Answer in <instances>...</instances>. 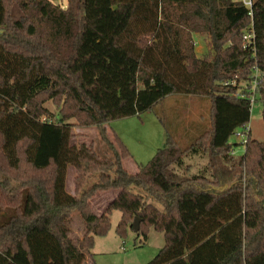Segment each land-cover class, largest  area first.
<instances>
[{
  "label": "trees",
  "instance_id": "obj_1",
  "mask_svg": "<svg viewBox=\"0 0 264 264\" xmlns=\"http://www.w3.org/2000/svg\"><path fill=\"white\" fill-rule=\"evenodd\" d=\"M256 57L242 49L248 10L231 0H0V264H87L94 238H123L140 220L162 233L147 264H264V140L248 137L230 155L250 105L224 86L264 72V0H254ZM207 41L198 56L192 36ZM173 95L208 102V127L181 149L167 136L130 174L131 157L108 134L112 121L139 116ZM52 101L55 112L44 108ZM257 102L262 105L264 85ZM75 125L95 128L100 156ZM206 160L192 173L185 159ZM74 191H66L67 168ZM116 196L100 214L89 201ZM78 213L83 230L68 228ZM133 231V230H132Z\"/></svg>",
  "mask_w": 264,
  "mask_h": 264
},
{
  "label": "rangeland",
  "instance_id": "obj_2",
  "mask_svg": "<svg viewBox=\"0 0 264 264\" xmlns=\"http://www.w3.org/2000/svg\"><path fill=\"white\" fill-rule=\"evenodd\" d=\"M55 4L65 8L66 0H52ZM240 2L241 0H231ZM195 52L201 56L207 51V41L197 35L192 36ZM196 97H186L184 95H173L160 101L150 111H144L139 116L128 117L110 122L106 125L112 140L111 133H114L125 145L131 157L123 162L127 172L133 174L137 170L138 164H146L155 154L157 149L163 146L165 138L171 136L176 140L181 149L190 146L194 140L200 136L208 127L209 106ZM177 101H181L177 103ZM205 104V105H204ZM51 112L56 111V106L52 101L43 104ZM262 105L255 102L250 108V138L256 141L264 140V124L261 118ZM72 133L74 139L72 143L84 140L87 145H92L100 156H107L105 145L96 135L95 128H83L75 125ZM228 143L232 145L234 156H239L244 152L243 145H235L236 138L231 136ZM186 165H191V171L197 172L206 160L200 156H193L185 159ZM74 168L68 166L66 175V191L73 194L74 191ZM114 191L98 193L92 200V212L95 215L105 209L112 200ZM120 212L113 210L110 215V228L103 237L94 238V247L87 255V264H147L164 245L162 233L154 231L152 228L146 229V238L141 234L137 235L130 228L126 229L123 238H119L115 229L120 219ZM73 238L81 236L83 230L82 221L78 213L72 214L68 226Z\"/></svg>",
  "mask_w": 264,
  "mask_h": 264
},
{
  "label": "built area",
  "instance_id": "obj_3",
  "mask_svg": "<svg viewBox=\"0 0 264 264\" xmlns=\"http://www.w3.org/2000/svg\"><path fill=\"white\" fill-rule=\"evenodd\" d=\"M240 3L248 10V16L250 17L249 27L242 33V49L249 53L250 59L256 57V43L255 35L253 31L252 24V6L254 0H241ZM194 44H197L194 42ZM264 85V72L260 71L256 64L252 65L250 69V74L244 80L231 79L224 83V86H228L234 89L233 96L236 99L245 100L251 106L257 102L259 97V92ZM250 135L249 125L244 126L243 128L235 131L233 136L236 138L235 145L245 146L248 142V137ZM230 155H234V150L230 151Z\"/></svg>",
  "mask_w": 264,
  "mask_h": 264
},
{
  "label": "water",
  "instance_id": "obj_4",
  "mask_svg": "<svg viewBox=\"0 0 264 264\" xmlns=\"http://www.w3.org/2000/svg\"><path fill=\"white\" fill-rule=\"evenodd\" d=\"M139 222H140V220L138 219V218H135L134 220H133V222H132V230H133V232H138V229H139Z\"/></svg>",
  "mask_w": 264,
  "mask_h": 264
},
{
  "label": "crops",
  "instance_id": "obj_5",
  "mask_svg": "<svg viewBox=\"0 0 264 264\" xmlns=\"http://www.w3.org/2000/svg\"><path fill=\"white\" fill-rule=\"evenodd\" d=\"M186 97H191V96H186ZM195 98V97H194ZM166 99V98H165ZM196 99H200L199 101H201V103L202 102H204V103H207V101H205L203 98H196ZM181 101H177V103H180ZM205 105V104H204ZM105 128H106V126H105ZM107 129V128H106ZM108 131V130H107ZM108 134H109V132H108ZM124 162V161H123ZM126 169V168H125ZM126 171H127V169H126ZM137 171V170H136ZM136 173V172H135ZM134 174V173H133ZM116 196V194H113V196H112V199L114 198ZM89 204H90V207L92 208V206H91V203H90V201H89ZM101 211H103V207H102V209H101ZM98 214H100V213H98Z\"/></svg>",
  "mask_w": 264,
  "mask_h": 264
}]
</instances>
